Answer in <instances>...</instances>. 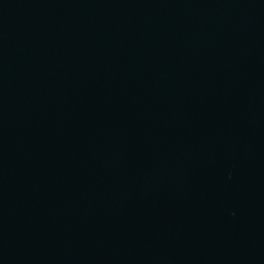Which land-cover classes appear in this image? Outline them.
<instances>
[{"label": "water", "instance_id": "1", "mask_svg": "<svg viewBox=\"0 0 264 264\" xmlns=\"http://www.w3.org/2000/svg\"><path fill=\"white\" fill-rule=\"evenodd\" d=\"M0 264H264V0H0Z\"/></svg>", "mask_w": 264, "mask_h": 264}]
</instances>
